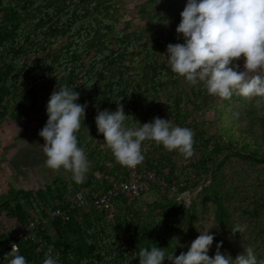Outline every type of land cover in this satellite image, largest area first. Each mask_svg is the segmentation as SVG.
Here are the masks:
<instances>
[{"label":"trees","instance_id":"obj_1","mask_svg":"<svg viewBox=\"0 0 264 264\" xmlns=\"http://www.w3.org/2000/svg\"><path fill=\"white\" fill-rule=\"evenodd\" d=\"M121 2L0 0V123L36 122L41 131L52 91L66 84L79 93L76 103L87 104L76 135L89 161L82 183L55 177L35 192L10 188L0 195V264H9L13 244L27 264H43L49 248L58 264H138L140 249L153 246L178 256L195 240L199 217L193 206L208 203L236 245L227 251L220 236H213L209 257L220 243L221 253L233 260L251 247L258 264L264 262V191L240 190L232 180L226 186L218 175L231 157L264 165V107L236 94L222 100L171 72L163 54L168 44L184 42L175 29L187 0H143L132 10L142 22L138 27L124 21L128 11ZM237 63L242 71L243 59ZM118 101L140 125L158 117L191 129L193 155L185 158L143 142L148 150L140 169L159 179L148 190L155 193L153 200H145L146 191L116 197L112 211L72 210L68 221L56 218L31 232L40 243L25 241L33 215L47 217L55 208L66 209L68 199L79 192L95 200L126 180L127 167L115 161L95 125L97 110L114 112ZM210 113L213 120L206 121ZM196 189L187 208L178 195L191 196ZM10 224L14 227L7 229ZM236 226L245 232L232 234Z\"/></svg>","mask_w":264,"mask_h":264},{"label":"clouds","instance_id":"obj_2","mask_svg":"<svg viewBox=\"0 0 264 264\" xmlns=\"http://www.w3.org/2000/svg\"><path fill=\"white\" fill-rule=\"evenodd\" d=\"M175 31L184 42L168 44L163 56L176 77L190 85L200 83L209 95L222 100L236 94L255 100L257 108L264 107V0H187ZM241 58L242 71L237 63ZM78 99L79 93L66 84L54 89L46 105L47 122L38 133L44 141L41 148L46 167L71 173L77 184L83 182L89 170L86 152L78 146L76 135L85 119L87 104L76 103ZM119 101L114 112L97 110L95 125L120 166L140 165L145 141L154 142L168 152L176 151L185 158L193 155L191 129L173 126L169 119L158 117L140 125L124 113ZM129 120L131 124L127 123ZM243 230L236 226L232 234ZM213 239L208 231L200 232L188 251L178 256L174 252L166 255L165 249L157 246L150 250L143 248L138 253V264H163L165 260L168 264H258L251 247L233 260L221 253L222 244L218 243L214 256L209 257ZM18 253V245L13 244L7 254L12 257L9 264H27ZM43 264H58L51 248L45 253Z\"/></svg>","mask_w":264,"mask_h":264},{"label":"rangeland","instance_id":"obj_3","mask_svg":"<svg viewBox=\"0 0 264 264\" xmlns=\"http://www.w3.org/2000/svg\"><path fill=\"white\" fill-rule=\"evenodd\" d=\"M142 2L143 0H122L121 2L122 7L128 11L124 15V21H130L133 27H138L142 24L136 18L134 19V13L132 12L136 5ZM122 25L120 24L119 27H122ZM213 117L214 114L210 113L205 117V120L211 121ZM214 131L212 128L210 133H214ZM39 132L40 130L36 122L25 124L7 120L0 123V195L10 188L32 190L35 192L37 189L44 188L55 177H60L63 180H73L71 173L63 169L54 171L46 167V157L41 148L44 141L38 135ZM248 152H251V149ZM218 175L223 177V182L226 186L232 180L240 187V190H249L251 187H254L261 192L264 191V165L251 166L237 157H231L221 166ZM208 182H205V185ZM197 191L196 189L191 196L185 194V192L180 195V199L185 203L187 208L192 207V202L195 201L192 196ZM144 198L145 200H153L155 193L147 191ZM193 208L199 217L193 226L192 237L194 239L198 237L200 232L208 231V234L212 236H220L219 240L223 241V248L225 250L229 251L235 248L234 236L230 232L226 234L227 228H221L219 223H217L216 212L213 209L212 203H208L206 206L199 204L195 207L193 206ZM233 219L236 220L235 217ZM11 227H14V224H10L7 229ZM243 229L242 232H245L244 227ZM19 233L21 232L16 231L15 235H19ZM220 233L223 234L220 235ZM245 236L247 238L248 234L246 233ZM187 240L190 239L187 238Z\"/></svg>","mask_w":264,"mask_h":264},{"label":"built area","instance_id":"obj_4","mask_svg":"<svg viewBox=\"0 0 264 264\" xmlns=\"http://www.w3.org/2000/svg\"><path fill=\"white\" fill-rule=\"evenodd\" d=\"M147 150H148L147 147L142 148L144 160L141 164L145 162V156ZM140 165H138L135 168H127L128 176L126 180L118 184H115L113 187L106 190L99 198L95 200H90L87 198V195H85L82 192H79L75 195H72L68 199L66 209L55 208L48 214L47 217H43L40 214L33 215L31 218L27 220V232L24 235V240L30 241L32 243H40L41 241L38 240V238L34 237L31 232L39 224H47L49 221L56 218L61 219L62 221H68L69 212L72 210H77L80 208H95L97 210L106 209L112 211L113 210L112 201L116 197L119 196L135 197L141 193L148 191L152 185L159 182V179L154 172L141 170ZM172 190H175V187H173ZM181 194L178 195L179 199ZM185 194H187V192H185Z\"/></svg>","mask_w":264,"mask_h":264}]
</instances>
